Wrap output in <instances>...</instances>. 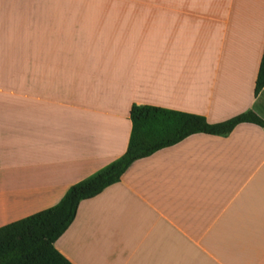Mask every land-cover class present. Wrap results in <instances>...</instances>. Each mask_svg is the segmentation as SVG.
<instances>
[{
    "label": "crops",
    "instance_id": "0c3cea01",
    "mask_svg": "<svg viewBox=\"0 0 264 264\" xmlns=\"http://www.w3.org/2000/svg\"><path fill=\"white\" fill-rule=\"evenodd\" d=\"M10 22L0 226L120 156L132 104L264 120V0H0ZM54 246L73 264H264V128L193 133L134 160Z\"/></svg>",
    "mask_w": 264,
    "mask_h": 264
},
{
    "label": "trees",
    "instance_id": "16d2710c",
    "mask_svg": "<svg viewBox=\"0 0 264 264\" xmlns=\"http://www.w3.org/2000/svg\"><path fill=\"white\" fill-rule=\"evenodd\" d=\"M264 86V48L254 84V95ZM126 150L93 173L71 184L63 196L43 210L0 226V264H73L54 246L74 220L78 204L120 180L130 164L193 133L227 135L242 122L264 128L251 108L219 122L200 114L155 105L132 104Z\"/></svg>",
    "mask_w": 264,
    "mask_h": 264
},
{
    "label": "rangeland",
    "instance_id": "374dc122",
    "mask_svg": "<svg viewBox=\"0 0 264 264\" xmlns=\"http://www.w3.org/2000/svg\"><path fill=\"white\" fill-rule=\"evenodd\" d=\"M12 24V22L10 23H4V24H0L2 28H7L8 25ZM9 27V26H8Z\"/></svg>",
    "mask_w": 264,
    "mask_h": 264
}]
</instances>
